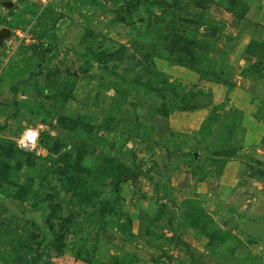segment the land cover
I'll list each match as a JSON object with an SVG mask.
<instances>
[{"label": "rangeland", "instance_id": "374dc122", "mask_svg": "<svg viewBox=\"0 0 264 264\" xmlns=\"http://www.w3.org/2000/svg\"><path fill=\"white\" fill-rule=\"evenodd\" d=\"M3 30L0 264H264V0H0Z\"/></svg>", "mask_w": 264, "mask_h": 264}, {"label": "built area", "instance_id": "2783aa9c", "mask_svg": "<svg viewBox=\"0 0 264 264\" xmlns=\"http://www.w3.org/2000/svg\"><path fill=\"white\" fill-rule=\"evenodd\" d=\"M39 139V135L37 132L34 131H27V133L24 135V143L27 146L33 147L37 144Z\"/></svg>", "mask_w": 264, "mask_h": 264}, {"label": "water", "instance_id": "95a60500", "mask_svg": "<svg viewBox=\"0 0 264 264\" xmlns=\"http://www.w3.org/2000/svg\"><path fill=\"white\" fill-rule=\"evenodd\" d=\"M10 35V32L8 30H3L0 33V45L3 43L4 39Z\"/></svg>", "mask_w": 264, "mask_h": 264}, {"label": "trees", "instance_id": "16d2710c", "mask_svg": "<svg viewBox=\"0 0 264 264\" xmlns=\"http://www.w3.org/2000/svg\"><path fill=\"white\" fill-rule=\"evenodd\" d=\"M44 12H45V15H48L49 14V11H47V10H45Z\"/></svg>", "mask_w": 264, "mask_h": 264}]
</instances>
